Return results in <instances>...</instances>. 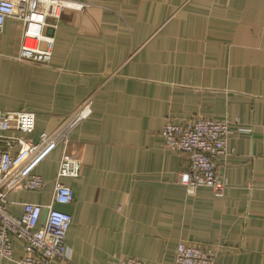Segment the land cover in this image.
Segmentation results:
<instances>
[{
    "label": "crops",
    "instance_id": "crops-1",
    "mask_svg": "<svg viewBox=\"0 0 264 264\" xmlns=\"http://www.w3.org/2000/svg\"><path fill=\"white\" fill-rule=\"evenodd\" d=\"M65 1L86 6L48 18L49 64L21 61L24 23L6 21L0 109L34 113V141L88 99L92 113L38 168L44 191L11 192L8 212L52 203L67 152L83 167L62 180L74 193L65 264H175L181 242L214 249L216 264H264V0ZM198 117L232 130L221 198L188 194L179 181L188 156L163 144L167 124ZM12 243L0 264L24 257Z\"/></svg>",
    "mask_w": 264,
    "mask_h": 264
},
{
    "label": "built area",
    "instance_id": "built-area-1",
    "mask_svg": "<svg viewBox=\"0 0 264 264\" xmlns=\"http://www.w3.org/2000/svg\"><path fill=\"white\" fill-rule=\"evenodd\" d=\"M86 5L65 0H27L14 3L0 0V34L8 19L24 23L22 50L19 59L35 65L49 64L53 57L54 41L45 35L49 17L59 23L67 9H84ZM47 43L46 48L42 44ZM88 99L52 133H41L34 141L36 115L28 111L0 109V260L13 257V239L19 240L24 257L18 264H65L71 260L66 245L71 229V215L53 210L54 205H72L74 193L62 180L78 177L82 162L65 152L56 175L53 201L49 206L23 204V215L8 212L9 194L16 190L44 191L46 182L38 168L58 149L70 141L72 132L92 113ZM232 135L228 122L194 118L185 127L169 123L162 132L165 149L188 156L189 165L179 176L188 194L200 188L209 189L217 198L224 197L227 185L219 170L220 159L227 154ZM48 215L43 223L44 211ZM217 254L210 247L181 242L175 264H216ZM120 264H145L138 259H126Z\"/></svg>",
    "mask_w": 264,
    "mask_h": 264
},
{
    "label": "water",
    "instance_id": "water-1",
    "mask_svg": "<svg viewBox=\"0 0 264 264\" xmlns=\"http://www.w3.org/2000/svg\"><path fill=\"white\" fill-rule=\"evenodd\" d=\"M53 210L58 211V212H62V213L68 214V215H72V207H71V205H59V204H56V205H54ZM47 215H48V210H45L44 214H43V223H45Z\"/></svg>",
    "mask_w": 264,
    "mask_h": 264
}]
</instances>
